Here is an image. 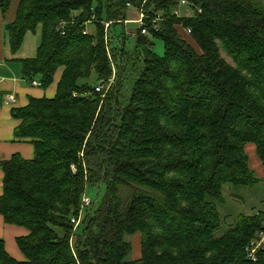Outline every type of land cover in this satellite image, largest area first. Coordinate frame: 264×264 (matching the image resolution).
<instances>
[{
    "label": "trees",
    "instance_id": "16d2710c",
    "mask_svg": "<svg viewBox=\"0 0 264 264\" xmlns=\"http://www.w3.org/2000/svg\"><path fill=\"white\" fill-rule=\"evenodd\" d=\"M12 1L0 0L3 15ZM181 1H20L5 26L11 53L41 30L37 55L20 59L23 78L47 89L64 72L53 98L12 109L15 137L32 142L34 157L1 162L0 214L29 233L17 238L24 261L0 238V264H264V246L255 260L248 251L264 210L219 233L225 185L262 181L245 147L264 165V0H186L185 16ZM128 4L148 29L132 48L126 31L110 34ZM96 185L105 186L98 207H82ZM135 235L141 257L129 259Z\"/></svg>",
    "mask_w": 264,
    "mask_h": 264
},
{
    "label": "crops",
    "instance_id": "0c3cea01",
    "mask_svg": "<svg viewBox=\"0 0 264 264\" xmlns=\"http://www.w3.org/2000/svg\"><path fill=\"white\" fill-rule=\"evenodd\" d=\"M20 1L13 0L11 7L5 15L2 14L0 9V196L3 193L4 179L1 162L10 159L17 153L21 154L25 159L34 157L32 142L15 137L14 132L20 121L12 116V109L14 107L26 106L31 98H53L57 93L58 83L64 72V68H60L55 74L54 82L47 89H43L41 86H34L23 78L20 59L31 58L37 55V50L41 44V30L39 29L36 33H28L19 51L15 54L11 53L5 26L16 19ZM131 13L134 17L129 18L128 21L134 22L137 19L135 17L136 11L128 12V14ZM92 25L94 24H89V27ZM89 31L94 32L95 28L89 29ZM29 34H34L36 38L27 44ZM9 94L15 95L14 101H7L6 96ZM245 149L249 157L250 168L259 178L264 179V165L257 155L255 145L249 143ZM28 233L29 231L25 227L5 223L3 216L0 214V238L4 239L7 252L19 261L26 260V257L18 246L17 238L26 236ZM133 243L136 245L133 246V249H136L135 257L139 259L141 257L140 236L135 235Z\"/></svg>",
    "mask_w": 264,
    "mask_h": 264
},
{
    "label": "rangeland",
    "instance_id": "374dc122",
    "mask_svg": "<svg viewBox=\"0 0 264 264\" xmlns=\"http://www.w3.org/2000/svg\"><path fill=\"white\" fill-rule=\"evenodd\" d=\"M129 11L131 12L136 11L135 17L138 18L139 10L137 8L131 7L129 8ZM178 11H179V15L181 16L192 15L193 13L192 8H189L184 5L179 6ZM132 17H134L132 13L128 14V19ZM88 28L94 29L95 26L92 25ZM138 28H139V24L137 22L127 20L125 22V26L122 24L112 26L110 29V34L111 36L115 35V37L117 38L120 34L126 31L127 35L129 36V39L126 44L127 48H132V45L134 43V33L133 32L136 31ZM180 30L181 32H183L182 35L186 39L190 40L191 43L194 44L190 36L186 34L185 29L180 27ZM34 38H36L34 34H29V37L27 39L28 41L27 44H29L30 41H32ZM195 47L198 49V46H195ZM154 49L156 53H158L159 55L164 54V51H165L164 43L161 39H155ZM222 56L229 63H233L232 59L224 51H222ZM94 77L93 79H91V81H94L95 79ZM223 192L227 199V204L225 206H220V210L223 214V217H225V219L223 220V226L219 233L224 232L228 227H230L234 223L236 216L239 213L252 214V213H256L258 211L264 210V179H262V181L259 184L255 186H251V187H234L230 184H227L225 185ZM104 193H105L104 185H100V186L96 185L94 187H89L87 189L86 195L92 201L94 209L98 207L99 201L103 197ZM128 239L133 242L135 239V236H129ZM133 246H136V245L133 243ZM135 252H136V249L134 248L132 251V254L129 256V259H136Z\"/></svg>",
    "mask_w": 264,
    "mask_h": 264
},
{
    "label": "built area",
    "instance_id": "2783aa9c",
    "mask_svg": "<svg viewBox=\"0 0 264 264\" xmlns=\"http://www.w3.org/2000/svg\"><path fill=\"white\" fill-rule=\"evenodd\" d=\"M183 5L190 8V6H189L190 4L186 0H182L180 2L179 6H183ZM128 6H129V8L132 7L131 4H128ZM178 9L176 10V13L179 15ZM200 12H201V10H200ZM144 17L145 16H144L143 11L139 10L138 18L134 22H137L139 24V28H142V34H147L148 33V29H147V27L145 25ZM157 21H158V18L152 20V23H153L154 27L157 26V24H158ZM191 31H192L191 29H185V32H186L187 35H190ZM135 32L136 31H134L133 33L135 34ZM31 83L34 86H41V82L39 80H33ZM108 86H110V84L107 85V84H104V83H100L99 86L97 87V91H100V90H102L104 88H107ZM6 97H7V101H9V102L15 100V95L14 94H9ZM91 202L92 201L90 200V198L85 195L83 197V200H82V207L90 206ZM79 220L80 219H76V218L72 219V221L76 224V226L78 225ZM262 246H264V234L263 233L260 235V239L253 241L252 245L248 248L249 257H251V258H253L255 260L256 256H257V251Z\"/></svg>",
    "mask_w": 264,
    "mask_h": 264
}]
</instances>
